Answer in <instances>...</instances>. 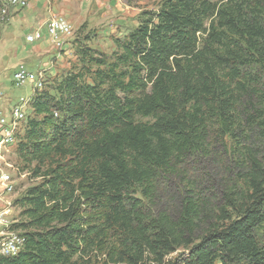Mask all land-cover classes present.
I'll use <instances>...</instances> for the list:
<instances>
[{
  "label": "trees",
  "instance_id": "trees-1",
  "mask_svg": "<svg viewBox=\"0 0 264 264\" xmlns=\"http://www.w3.org/2000/svg\"><path fill=\"white\" fill-rule=\"evenodd\" d=\"M114 43L33 98L0 264H264V0H162Z\"/></svg>",
  "mask_w": 264,
  "mask_h": 264
},
{
  "label": "rangeland",
  "instance_id": "rangeland-1",
  "mask_svg": "<svg viewBox=\"0 0 264 264\" xmlns=\"http://www.w3.org/2000/svg\"><path fill=\"white\" fill-rule=\"evenodd\" d=\"M3 1L0 2V89L6 95L5 109L12 108L21 98H25L24 109L27 117L32 113V100L36 93L45 87L53 88L55 83L67 75L78 62L76 49L79 46L111 55L117 50L115 39L125 37L136 28L145 13L158 12L162 2V0H34L28 8L15 11ZM52 17L65 18L72 28V35L63 39L62 47H58L46 32V25ZM37 29L43 30V39L33 44L28 43L27 36ZM20 66H25L32 76L30 80L25 81L23 87H17L13 83L14 75ZM38 83L42 85L41 88H38ZM26 122L27 119H24L18 123L17 138L23 135ZM8 128L7 131L11 126ZM6 148L0 150V179H6L7 174L12 177L13 192L12 188L4 190L2 186L4 191L2 194L7 195L2 209L9 203L13 208L9 220L11 228L25 221L17 200L41 180L31 179L27 172L19 171L21 161L16 155L17 142L10 144L12 150ZM2 231L4 228L0 226V233ZM14 232L17 235L22 233L21 230ZM2 242L0 238V245ZM178 255L179 253H176L170 259H175Z\"/></svg>",
  "mask_w": 264,
  "mask_h": 264
},
{
  "label": "built area",
  "instance_id": "built-area-1",
  "mask_svg": "<svg viewBox=\"0 0 264 264\" xmlns=\"http://www.w3.org/2000/svg\"><path fill=\"white\" fill-rule=\"evenodd\" d=\"M7 1L9 2V6L11 7V9L15 11H22L28 8L34 0H7ZM46 32L52 38V41L54 40L57 43L58 47H62L64 45L63 39L71 36L73 33L70 24L63 17H52L49 20L48 24L46 25ZM43 33L44 32L42 29L35 30L33 33L27 36L26 38L27 42L33 44L42 40L44 37ZM31 78L32 76H30V73H28V70L25 68V66H20L14 75L13 83L17 87H23L25 81L30 80ZM5 96H6L5 93L0 89V135L6 136L8 120H11L10 119L11 109H18L19 118H20L22 112L25 110L24 109L25 98H21L12 108L5 109L4 108V103L6 99ZM11 141H12L11 139H8L7 148L9 150H12L10 149ZM0 183L2 186H4V190L5 188H12V192H13V182L11 175L7 174L6 179H0ZM11 216L12 213H6V207H5L4 217H0V226L4 228V231L0 233V238H2V240H7V247L5 251L0 253L1 256L17 255L18 252H20L24 246V238L21 235H17L9 227L10 226L9 220Z\"/></svg>",
  "mask_w": 264,
  "mask_h": 264
},
{
  "label": "bare ground",
  "instance_id": "bare-ground-1",
  "mask_svg": "<svg viewBox=\"0 0 264 264\" xmlns=\"http://www.w3.org/2000/svg\"><path fill=\"white\" fill-rule=\"evenodd\" d=\"M3 2L5 3V5L10 7L9 6V2L7 0H4ZM41 86L42 85L40 83H38V88H41ZM10 113H11V120H8V127L11 126V128H10V130L7 131V129H9L7 127L6 136L5 135H0V150H2V149L7 147L8 139L12 140L10 142V144H16L17 139H18L17 138V135H18V132H17L18 123L20 121L24 120V119H28L27 115L25 114V110L22 112L20 118H19V110L18 109H12ZM7 149L8 148H6V150ZM0 158H1V156H0ZM8 191L11 192L10 189H8ZM9 212L10 211L6 210V213H9ZM0 217H4V212L0 213ZM6 247H7V240H3L2 244L0 245V253L5 251ZM12 256H16V255H5V257H12Z\"/></svg>",
  "mask_w": 264,
  "mask_h": 264
},
{
  "label": "crops",
  "instance_id": "crops-1",
  "mask_svg": "<svg viewBox=\"0 0 264 264\" xmlns=\"http://www.w3.org/2000/svg\"><path fill=\"white\" fill-rule=\"evenodd\" d=\"M2 185H0V213L4 212V209H2L5 205H4V199H6L7 195H3V189H2ZM7 194V193H6ZM6 210L7 211H11V213H13V208L11 206V204L9 203L8 206H6Z\"/></svg>",
  "mask_w": 264,
  "mask_h": 264
}]
</instances>
